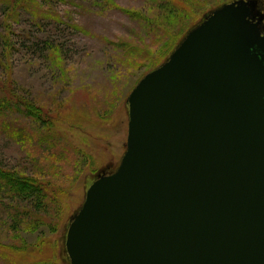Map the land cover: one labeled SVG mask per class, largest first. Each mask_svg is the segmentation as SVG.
<instances>
[{
  "label": "water",
  "instance_id": "water-1",
  "mask_svg": "<svg viewBox=\"0 0 264 264\" xmlns=\"http://www.w3.org/2000/svg\"><path fill=\"white\" fill-rule=\"evenodd\" d=\"M261 5L211 10L133 87L120 165L70 219L71 264H264Z\"/></svg>",
  "mask_w": 264,
  "mask_h": 264
},
{
  "label": "rangeland",
  "instance_id": "rangeland-1",
  "mask_svg": "<svg viewBox=\"0 0 264 264\" xmlns=\"http://www.w3.org/2000/svg\"><path fill=\"white\" fill-rule=\"evenodd\" d=\"M230 1L195 0V14L177 21L180 38L133 18L149 11L168 21L157 5L150 11L151 0H0V88L10 91L11 82L15 101L51 117L37 120L0 96V169L40 180L53 198L47 212H35L0 176V264H71L70 219L126 150L129 93L191 27ZM135 46L141 54L129 53Z\"/></svg>",
  "mask_w": 264,
  "mask_h": 264
},
{
  "label": "trees",
  "instance_id": "trees-1",
  "mask_svg": "<svg viewBox=\"0 0 264 264\" xmlns=\"http://www.w3.org/2000/svg\"><path fill=\"white\" fill-rule=\"evenodd\" d=\"M15 1L17 0H14V2ZM151 1H153V3L150 5V11L153 9L154 5H157V7L160 10V13H166V18H168V21H165L158 16L157 18L153 19L149 11L148 12L141 11V13L132 12L133 18L141 19V20L145 19L149 21L152 25L157 26V28H159L161 31H163V29L166 30V33H168V30H173L172 32L177 37L181 36V30H182V29L179 30L180 27L179 25L180 23H178L179 20L183 16L186 17L188 13H190L192 17L195 14L193 13V9H197L198 7V6L197 7L193 6V2L195 0H188L189 3L185 0V4H183L182 0H151ZM75 28L80 30L78 26H75ZM177 41L178 42L173 46L171 51L181 40H177ZM113 44L116 47L127 46L126 43L123 44L121 42L113 43ZM164 46L165 43H163L159 48H163ZM171 51L166 56H168L171 53ZM129 53L141 54L142 51L138 48V46H135L129 49ZM147 59H152V57H148ZM1 88H0L1 91L0 96L3 95L1 99L2 101L6 102V105L8 107L11 108L12 104H14L15 106H23V108H27V109L25 110L22 108L21 109L22 111L28 112L29 114L33 115L37 120L40 121L43 119L51 118L49 115L46 114V112H44V110L41 107L36 106L32 101H25L23 104H21L18 101H15L13 85L11 82H10V91L5 90L6 85H4ZM0 176L10 180V182L13 184L15 191H17V195L23 196L24 202H27L35 212L36 211H38V213L42 211L47 212V206L50 203V201H53V198H51L50 200L49 189L44 185L43 182H41L38 179L30 178L29 176L26 175V173H23L21 171H16L15 173H13L9 171H2L0 169ZM54 199L56 200L57 197L55 196ZM37 209H41V210L39 211ZM32 213L34 212L32 211ZM30 218L32 219L34 218V216L33 215L26 216L27 220H30Z\"/></svg>",
  "mask_w": 264,
  "mask_h": 264
},
{
  "label": "flooded vegetation",
  "instance_id": "flooded-vegetation-1",
  "mask_svg": "<svg viewBox=\"0 0 264 264\" xmlns=\"http://www.w3.org/2000/svg\"><path fill=\"white\" fill-rule=\"evenodd\" d=\"M263 4H264V2H263ZM263 9H264V5H263ZM260 28L262 30V33L264 34V20L262 21V24H261Z\"/></svg>",
  "mask_w": 264,
  "mask_h": 264
},
{
  "label": "bare ground",
  "instance_id": "bare-ground-1",
  "mask_svg": "<svg viewBox=\"0 0 264 264\" xmlns=\"http://www.w3.org/2000/svg\"><path fill=\"white\" fill-rule=\"evenodd\" d=\"M71 221V220H70Z\"/></svg>",
  "mask_w": 264,
  "mask_h": 264
}]
</instances>
